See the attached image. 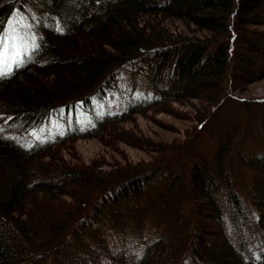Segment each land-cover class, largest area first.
<instances>
[{
  "label": "trees",
  "instance_id": "1",
  "mask_svg": "<svg viewBox=\"0 0 264 264\" xmlns=\"http://www.w3.org/2000/svg\"><path fill=\"white\" fill-rule=\"evenodd\" d=\"M27 4L38 13V44L0 76V264H102L106 243L91 245L92 233L151 203V190L163 194L153 201L173 231L138 255L111 252L107 264H264V98L236 94L264 78V0H0V36ZM128 62L149 75L151 96L46 139L17 137L60 107L81 101L92 111ZM176 104L196 122L176 147L133 132L136 115ZM203 135L216 142L211 158ZM82 137L137 143L155 156L79 165L63 151ZM249 139L259 148L246 151ZM242 192L257 211L256 252L225 222V203L244 215Z\"/></svg>",
  "mask_w": 264,
  "mask_h": 264
},
{
  "label": "rangeland",
  "instance_id": "2",
  "mask_svg": "<svg viewBox=\"0 0 264 264\" xmlns=\"http://www.w3.org/2000/svg\"><path fill=\"white\" fill-rule=\"evenodd\" d=\"M38 13L35 7L27 4L24 9H16L10 16L4 33L0 36V52L3 46H7L8 63L12 68L20 63L25 54L30 52L39 41L40 30L36 25ZM17 47L20 49L18 63H13L12 57ZM132 66L131 62L126 63L121 68L113 86L104 95H95L92 99V111L86 110L80 102L72 107H60L52 113L41 125L32 127L17 137L24 142L42 140L52 137L74 126H88L94 123L98 116L105 112H115L125 109L131 102L149 97L153 89L147 73H142ZM242 97L264 98V78L251 83L247 90L236 93ZM166 109V108H165ZM175 111L169 109L162 112H148L146 115L138 114L131 124L134 133L141 134L152 141H164L173 143L176 147L178 142H182L184 137L194 130L196 126L193 118H186L190 112L188 106L175 105ZM184 113V115L180 114ZM189 117V116H188ZM130 123V122H129ZM129 124H127L128 126ZM130 127V125H129ZM199 146L211 156L214 153L216 142L210 136L203 135ZM135 143V142H134ZM179 145V144H178ZM246 151L256 150L259 144L256 140H248L244 145ZM179 154L177 148H175ZM63 153L66 158L73 163L83 164H103L105 169H110L116 163L149 161L154 153H150L140 144H131L118 141L115 138L99 139L97 137L76 138L68 142ZM180 155H173L177 161L178 170L182 172ZM237 169V165H235ZM241 173V172H239ZM151 203H138L132 211L123 215L111 223V225L101 224L95 233L90 237V244L105 242V252L102 254L101 263L107 264L111 252L124 250L128 253L138 255L141 253L144 243L154 237L173 231L175 221L169 214H160L154 204L156 198H162L163 194L151 190ZM245 198L244 215L231 216L227 203H225V222L231 236L237 241L243 240L256 252L262 248L263 239L257 223V211L251 205L247 196ZM204 222L210 233L209 239L214 240L218 229L215 218L206 212ZM98 246V244H97Z\"/></svg>",
  "mask_w": 264,
  "mask_h": 264
},
{
  "label": "snow or ice",
  "instance_id": "3",
  "mask_svg": "<svg viewBox=\"0 0 264 264\" xmlns=\"http://www.w3.org/2000/svg\"><path fill=\"white\" fill-rule=\"evenodd\" d=\"M20 56V49L17 47L15 54L12 57L13 63H18L17 57ZM12 64L8 63L7 46H3V52H0V76L11 72Z\"/></svg>",
  "mask_w": 264,
  "mask_h": 264
}]
</instances>
